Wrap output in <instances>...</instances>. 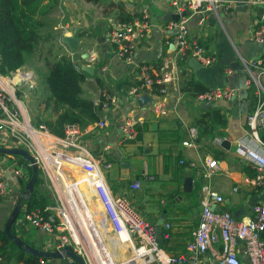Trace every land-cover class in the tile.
Instances as JSON below:
<instances>
[{"label":"crops","instance_id":"crops-1","mask_svg":"<svg viewBox=\"0 0 264 264\" xmlns=\"http://www.w3.org/2000/svg\"><path fill=\"white\" fill-rule=\"evenodd\" d=\"M222 2L216 14L207 16L203 26H198L196 17L190 22L189 40L204 47L214 63L208 67L200 64L193 69L189 65L191 59L172 62L170 68L175 79L165 86L163 96L141 91L132 93L139 84L137 70L121 62L107 37L118 23L117 11L110 4H121L133 17L142 7H147L155 26L147 41L137 48L134 61L150 66L152 73L157 72L172 56L162 44V26L177 15L169 9L167 0H100L99 4L60 0V13L56 12L59 22L53 27V44L58 50L57 55L70 58L76 70L83 74L81 97L95 104H101L104 96L115 99L108 110L101 107L98 111V120L106 122L105 129L83 135L82 142L105 169L110 165L106 171L112 172L113 180L110 184L107 179L105 181L114 197L128 200L133 211L155 228L160 222L162 230L165 223L171 225L163 248L171 255L187 253L186 246L199 223L202 195L198 170H201L204 157L216 160L218 164V171L211 178V187L222 196L224 203L216 208L217 211L226 210L236 220H242L252 215L255 204L264 201L261 189L244 183L246 177L253 176L243 171L249 168L244 157L252 147L246 120L257 104L254 87L245 86L250 77L245 72L244 63L264 57V42L253 40L255 28L264 21V0ZM65 37L75 39L73 48L63 41ZM188 81L202 85L207 91L230 88L235 91V96L231 100L221 99L193 109L187 100L193 96L184 89ZM158 103L165 105V116L153 113L152 109ZM212 111H219L224 116L225 125L213 123L201 127V131L198 120L204 113ZM124 116L136 122L137 137L133 141L122 142L120 139L117 124ZM193 128L198 130L196 146L186 147L183 143L189 140V130ZM224 141L228 142V147H222ZM189 163H195V167H189ZM145 176L153 180L148 181ZM188 179L190 187L185 191ZM136 182L139 188L134 190L132 185ZM18 189V193L5 198L9 204L0 205V223L6 224L18 199L21 188ZM75 192L72 190L71 195L76 207L85 206L91 213L86 191L78 187L81 199ZM67 198L65 191L64 202ZM16 232H20L17 227ZM35 233L37 235L31 238L38 248L51 239L38 230ZM93 242L95 244L94 239ZM86 247L95 264H110L106 261L100 263ZM120 250L124 253L126 245L121 244ZM214 250L219 252L220 246L216 245ZM214 254L208 252L200 258L199 264H216ZM237 254L240 260L247 262L240 242ZM139 258L135 256L130 264H140ZM125 261L121 255L118 264H126ZM60 264H68V261L61 259Z\"/></svg>","mask_w":264,"mask_h":264},{"label":"built area","instance_id":"built-area-1","mask_svg":"<svg viewBox=\"0 0 264 264\" xmlns=\"http://www.w3.org/2000/svg\"><path fill=\"white\" fill-rule=\"evenodd\" d=\"M169 9L179 15L177 21L170 20L162 26V44L172 54L163 66L152 73L150 66L139 65L134 61L137 48L144 44L155 26L150 11L142 7L137 16L126 22H118L108 33L107 41L113 46L116 56L126 66L137 70L139 84L132 89V93L143 92L163 96L165 86L175 78L170 64L180 60H194L202 66L208 67L214 59L208 55L204 47L189 40L190 22L196 17L198 26H203L209 14H216L222 0H167ZM226 8L227 7L226 5ZM184 14L183 16H180ZM253 40L264 42V21L255 28ZM160 56V55H159ZM245 72L250 77L245 82L247 88L254 87L256 108L247 116L246 125L250 134L252 147L244 157L246 165L255 172L251 178L246 177L244 183L254 189L264 192V57L244 63ZM21 84L32 88L34 79L30 73L10 72L0 75V148L23 149L33 159L41 175L49 182L48 189L53 192L55 206L45 208L50 214L47 218L40 211L27 212L21 208L22 216L15 221L20 230L17 235L23 239V233L30 229L38 230L49 236L41 248L44 252H63L69 247L83 258L86 264H93L90 254L96 255L101 263L111 262L110 255H122L126 264L135 256L140 257V264H199L200 258L208 252L215 253L216 264H264V201L255 204L252 215L242 220H236L230 212L217 211L216 208L224 203L222 196L211 187V178L218 171L216 160L204 157L202 159L200 192L202 199L199 223L193 232L192 240L186 246L185 255H171L160 248L156 228L142 216L136 214L128 200L114 197L109 190L101 161L94 157L82 142L83 135L94 130L105 129L106 122L98 120L85 127L79 124H67L63 136L50 133L44 124H33L28 117L23 101L15 96L14 88ZM235 96L232 89L211 90L193 96L191 99L198 106H209L218 100H231ZM115 99L104 96L102 108L108 110ZM156 116H165L166 107L158 103L152 109ZM136 122L129 116H124L117 124L122 142L133 141L137 137ZM198 130H189V140L183 145L195 148ZM183 165V162H180ZM23 164V163H22ZM110 165L106 168L109 169ZM194 168L195 163H189ZM28 168L16 156L4 155L0 159V200H4L11 190L19 191L20 180L28 179ZM78 177H75V174ZM153 180L152 177H144ZM83 185L89 192L92 201L96 203V214H89L83 206V214L78 211L70 191L78 193V187ZM134 190L139 183L132 185ZM237 189L235 188L234 191ZM65 191H68L70 201L64 203ZM63 193V197L60 194ZM71 203V204H69ZM215 208V211H213ZM95 215L96 221L93 219ZM171 225L165 223V239ZM103 234V236L101 235ZM95 240V244L93 242ZM107 240L114 245L123 243L132 252L125 256L118 248L112 252ZM238 242L243 246L247 262L240 260L237 254ZM220 246L215 252L214 247ZM214 251V252H213ZM68 264H74L71 259H62ZM39 264H54L50 260L40 258Z\"/></svg>","mask_w":264,"mask_h":264},{"label":"trees","instance_id":"trees-1","mask_svg":"<svg viewBox=\"0 0 264 264\" xmlns=\"http://www.w3.org/2000/svg\"><path fill=\"white\" fill-rule=\"evenodd\" d=\"M85 1L92 4L100 3V0ZM59 5L60 0H0V75L5 76L24 67L26 57L34 52L41 40L39 31L45 28L44 20ZM109 6L116 9V20L119 23L133 18L125 12L121 4L112 3ZM83 80V74L76 70L69 58H60L50 63L44 78V84L49 92L45 100V110L50 112V116L46 117L47 120L41 118L36 123L44 124L48 131L56 136H63L67 124L75 123L83 128L89 123L96 122L102 102L95 104L81 97L80 85ZM184 86L185 92L190 96L207 91L202 85L192 81H188ZM197 123L200 129L210 124L214 125L213 123L224 126L225 118L219 111H212L204 113ZM243 171L249 176L255 175V172L249 168H244ZM30 177L31 169L28 168V179L25 180V184H22L23 180L19 181L21 188L18 195V198H21L19 205L27 212L40 211L41 215L47 218L50 213L45 211V208L55 206V203L47 189L42 187L40 171L32 193L21 197ZM10 232L14 236L18 235L15 223ZM165 234L166 232L162 230V242L159 245L162 249L167 243ZM262 237L264 239V234ZM28 245L35 248L31 244ZM39 261L40 258L26 253L12 243L3 232V228H0V264H39Z\"/></svg>","mask_w":264,"mask_h":264},{"label":"rangeland","instance_id":"rangeland-1","mask_svg":"<svg viewBox=\"0 0 264 264\" xmlns=\"http://www.w3.org/2000/svg\"><path fill=\"white\" fill-rule=\"evenodd\" d=\"M66 5L68 6L69 3L67 2ZM64 11V10H63ZM60 13V8L53 11V13L47 17L45 22V28L39 31V34L41 36L40 42L37 44V46L34 49V52L26 57L24 67L20 70V72H27L30 73L34 79V85L32 88H29L27 85L21 84L20 86L14 88L15 96L17 99L21 100L25 104V109L28 117L31 119L33 124H37L36 122L42 118V120H47L46 118L47 114L50 112L45 110V100L49 96V92L47 91V88L44 84V77L47 75L48 65L50 63H53L57 60H60V58H64V55H57L58 50L53 44L54 35H53V27L56 25V23L59 22L58 19H56L57 14ZM70 59V58H69ZM188 104L191 108H201L197 104L193 102V100L188 97ZM48 117V116H47ZM4 156L0 155V159H2ZM17 159L21 162V165L26 166V162L21 159L20 157L16 156ZM23 163V164H22ZM101 169L103 171L105 179H107L108 184L112 182L113 176L112 172L104 168L103 165H101ZM75 177H78V174L75 175ZM41 181H42V187L47 189L50 196L52 197L53 201L55 202L56 198L51 192L49 187V182H47L44 178V176L41 175ZM22 184H25V180H23ZM19 187V185H18ZM41 188V187H40ZM45 189V190H46ZM41 190V189H40ZM8 194L12 195L14 194V191L11 190ZM61 195V193L59 194ZM1 204H9L8 201L0 200ZM23 214L20 212L19 217H21ZM5 223V222H4ZM0 223V227L4 228L5 224ZM37 233H35V230L30 229L29 232L23 233V240L33 245L35 248H38L39 245L36 242H33L31 236H35ZM108 245L110 247V250L112 252H116L118 248H114L112 244L110 243V240H107ZM131 250H127L124 252L125 256H128L129 253H131ZM120 258V255H117Z\"/></svg>","mask_w":264,"mask_h":264},{"label":"water","instance_id":"water-1","mask_svg":"<svg viewBox=\"0 0 264 264\" xmlns=\"http://www.w3.org/2000/svg\"><path fill=\"white\" fill-rule=\"evenodd\" d=\"M184 14L180 15L183 16ZM179 19V16L174 15L172 16V20L177 21ZM63 41L70 47L73 48L76 41L73 38H63ZM189 65L195 69L196 66H200V63L194 60L189 61ZM222 147H228V142L224 141L222 143ZM0 155H7V156H18L21 159H23L26 163L31 164V177L30 180L28 181L27 185L25 186V191L21 195V197L31 194L36 182L37 175L39 173L38 167L34 164L33 159L29 156V154L23 150V149H2L0 148ZM184 190L186 191L188 187H190V180L188 179L185 182L184 185ZM21 198H18L16 201L9 218L3 228V232L5 235L9 238V240L14 243L18 248H22L26 253L36 257V258H42V259H48L52 261L54 264H60L61 259H71L74 264H86L83 258L80 256L76 255L73 250L69 247L65 248L63 252L59 253L57 251H50V252H44L41 251L37 248H33L32 246L26 244L22 239H20L18 236H14L11 234L10 230L12 225L15 223L17 220L20 212H21V205H19V201ZM213 211H215V208H213ZM161 223V222H160ZM159 225L156 227V237H157V242L160 245L162 240V228Z\"/></svg>","mask_w":264,"mask_h":264},{"label":"bare ground","instance_id":"bare-ground-1","mask_svg":"<svg viewBox=\"0 0 264 264\" xmlns=\"http://www.w3.org/2000/svg\"><path fill=\"white\" fill-rule=\"evenodd\" d=\"M77 174V173H76ZM75 174V175H76ZM79 187H81L82 188V190L83 191H86V189H85V187L83 186V185H80ZM67 192V195H68V191H66ZM86 193H87V197H86V200L88 201V203H89V205H90V208H91V213H89V214H96V210H97V208H96V203L94 202V201H92V199H91V197H90V194H89V192H87L86 191ZM70 194H71V191H70ZM70 196H72V195H70ZM72 199V198H71ZM70 201L69 200V196H68V198L66 199V201ZM66 201L64 202L65 204H66ZM70 204V203H69ZM78 211L79 212H81L82 214H83V212H84V210L81 208V207H79L78 206ZM93 219H94V221H96V219H95V215H93ZM102 236H103V234H101ZM111 243V242H110ZM121 244H123V243H121ZM121 244L120 243H116L114 246L115 247H118L119 249H121ZM85 247H86V245H85ZM87 248V247H86ZM87 251H88V249H87ZM89 253V252H88ZM90 254V253H89ZM93 256H95V258H96V255L94 254ZM139 256V255H138ZM110 258H111V262H110V264H118V262H119V257L118 256H116V255H113V254H111L110 255ZM90 259H91V261H92V263L93 264H95V262H93V259L91 258V255H90Z\"/></svg>","mask_w":264,"mask_h":264}]
</instances>
